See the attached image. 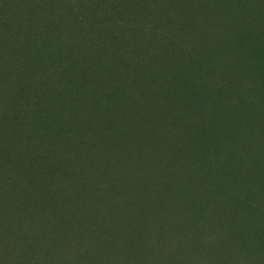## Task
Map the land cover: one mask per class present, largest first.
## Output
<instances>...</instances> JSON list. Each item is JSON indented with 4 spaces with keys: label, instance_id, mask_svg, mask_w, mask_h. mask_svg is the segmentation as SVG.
Here are the masks:
<instances>
[{
    "label": "trees",
    "instance_id": "trees-1",
    "mask_svg": "<svg viewBox=\"0 0 264 264\" xmlns=\"http://www.w3.org/2000/svg\"><path fill=\"white\" fill-rule=\"evenodd\" d=\"M225 3L0 0V264H82L88 251L115 248L116 229L107 218L118 206L120 189L107 160L115 155L116 135L124 129L107 119L117 114L122 122L121 109L159 108L163 99L181 108L187 81L202 72L204 58L197 54L210 45L220 52L224 45L227 52L237 35L233 31L220 38ZM218 55L222 71L229 70L227 53ZM132 164L129 159L128 209H138L139 199L154 205L143 185L136 192ZM230 176L237 179L229 180L230 186L236 183V193L248 199L240 186L247 175ZM226 189L215 180L207 189H196L194 195L222 211L211 219L194 214L203 234V221L214 220L230 225L228 232L220 226L219 233L237 232L233 215L238 211L225 210L236 196ZM177 219L171 214V222ZM140 220V230H154L145 215ZM135 225L129 220L128 230ZM248 230L221 247L208 241L209 264H248L249 248L261 245L250 233L244 235ZM259 230L264 241V229ZM185 247L175 248L179 264H207L187 258ZM257 253L250 264L264 257V249Z\"/></svg>",
    "mask_w": 264,
    "mask_h": 264
},
{
    "label": "rangeland",
    "instance_id": "rangeland-1",
    "mask_svg": "<svg viewBox=\"0 0 264 264\" xmlns=\"http://www.w3.org/2000/svg\"><path fill=\"white\" fill-rule=\"evenodd\" d=\"M242 3L245 8L240 11ZM224 10L229 21L225 15L221 19L220 38L223 33L233 31L237 35L230 39L227 52L224 45L222 52L216 45H210L206 53L197 54L204 58L202 72L196 80L187 81L181 108L172 106L170 99H163L164 106L159 108L121 109L122 122L117 114L107 119V124L124 129L116 135L115 155L110 162L107 160L108 172L116 177L120 189L118 206L107 218L116 229L113 239L116 246L106 248L104 253L88 251L82 264H179L175 248L183 244L187 258L209 264L211 259L207 256L212 247L208 241L221 247L225 241H237V233L245 229L250 230L244 235L250 233L252 239L261 241L256 250L249 248L248 264L257 260L253 257L257 252L263 251L259 227L264 229V0H226ZM220 53H227L230 60L227 71H222ZM129 159L134 163L136 192H141L143 185V193H152L149 201L154 205L139 199L138 209H128V201L132 199L128 196ZM241 172L242 177L247 175L240 183L248 191L247 201L236 193L239 186L235 183L231 187L229 183L237 180L230 174ZM214 180L224 182L226 192H234L236 196L225 208L238 211L233 215L237 232L232 236L219 233L220 226L227 232L230 226L219 220L215 223L202 219L206 232L198 230L194 214L211 219L222 213L214 202L194 195L197 188L207 189ZM139 196L136 194L133 200ZM242 207L245 217L241 214ZM171 214L179 221L171 222ZM144 215L154 224V230H140ZM129 220L136 224L130 230ZM248 222L256 226L248 227ZM188 238L189 243L182 242ZM242 245L241 240V250ZM84 248L88 249V245L84 244ZM256 264H264V257Z\"/></svg>",
    "mask_w": 264,
    "mask_h": 264
}]
</instances>
